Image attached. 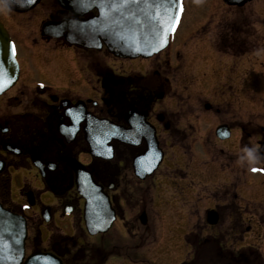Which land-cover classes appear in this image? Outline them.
<instances>
[{"label":"flooded vegetation","instance_id":"1","mask_svg":"<svg viewBox=\"0 0 264 264\" xmlns=\"http://www.w3.org/2000/svg\"><path fill=\"white\" fill-rule=\"evenodd\" d=\"M182 4L164 50L123 59L61 35L55 25L74 13L58 0L20 12L0 0L20 66L0 95V204L27 226L19 264H159L153 256L173 246H162L161 212L178 208L194 223L200 204L217 198L202 229L184 236L186 257L171 264H264V215L254 212L263 204L246 201L232 175L264 173V101L257 116L242 111L264 88V0ZM212 178L228 180L222 198H204ZM83 179L110 202L105 210L99 198L97 222ZM164 186L181 200L161 198Z\"/></svg>","mask_w":264,"mask_h":264},{"label":"water","instance_id":"2","mask_svg":"<svg viewBox=\"0 0 264 264\" xmlns=\"http://www.w3.org/2000/svg\"><path fill=\"white\" fill-rule=\"evenodd\" d=\"M39 1L29 3V0H1L6 7L19 12L27 7L34 8ZM58 1L63 8H68L74 13L73 18L55 25L61 35L74 44L87 48L105 45L110 53L121 58L150 57L162 50L167 45L170 34L175 30L181 13L174 7V0H85L84 3H80L79 0L76 3L73 0ZM94 9L97 15L85 19V15ZM172 16L176 17L172 21L174 28L167 32L162 41L163 22ZM5 30L0 21V83L4 85L0 95L12 87L19 76L16 52L11 51L13 43ZM109 140L105 138L102 141L105 152L110 149L107 147ZM90 144L92 151L96 150L95 141H90ZM79 190L87 197L88 216L94 217L96 209L101 207L99 198L105 199L103 203L105 210L111 208L108 197L103 196L101 187L92 179H83ZM113 220L114 217L108 221L101 220L99 225L104 224V227H98L94 232L105 231ZM209 221L210 224H216L218 218L210 214ZM24 222V219L7 211L0 204V264L22 262L27 236Z\"/></svg>","mask_w":264,"mask_h":264},{"label":"rangeland","instance_id":"3","mask_svg":"<svg viewBox=\"0 0 264 264\" xmlns=\"http://www.w3.org/2000/svg\"><path fill=\"white\" fill-rule=\"evenodd\" d=\"M190 12L192 13L193 11H190ZM191 13H190V15H191ZM188 17L189 16H187L186 19H188ZM263 87H264V80H263ZM248 96H249V98H248V100H249L248 104L249 105L246 108V110H242L245 119H249L251 116H257V114L259 112H261V109H262L261 105L264 101V88H261L260 91L258 90V92L255 94L250 93ZM207 128L208 127L206 124L201 125V131L203 133L206 132ZM183 144H185V143H183ZM211 147L216 149L219 147V145L216 144L215 142H212ZM238 161H239V159H238ZM217 170L224 171L222 169H219V167H217ZM236 172H238V171H236ZM236 172H232L233 179L240 181V183L238 181L237 182H238V184H240L241 189L245 193L244 199L246 201H253V202L257 201V202L262 203L263 206L258 205L254 212H256L257 215H261V214L264 215V173H262V172L258 173V171H254L252 173V175H245V174L244 175L243 174L238 175ZM247 172H249V170H247ZM216 174H218V173H216ZM173 178H175V177H173ZM227 181L228 180L224 181V180L212 178V180H208L207 182H205L204 188L206 190L208 188H210V190H207L205 192V193H208V197H207V195H205L204 198L205 199H209L210 197L215 198L218 195L220 198H222V194H224L222 192V190H225L227 188V186H223V185ZM211 189H213L214 192H212ZM158 194L161 195V198H163L164 200H167V201H169V200L171 201V200H173V198H176L177 200H181V197L179 195L172 197L169 190H167V186L162 187V189L159 190ZM217 199H216V201L205 200L200 204L199 218L197 219V221H194V223L189 222V218H186L184 215H182L180 213V211H178L179 210L178 208H177L178 210L176 208H174L171 212H161V214H160V220H161L160 227L162 228V231L168 232L169 236H170L169 232L171 231L172 235L174 236L173 239L169 236L164 237L162 240V242H163L162 246H163V248H169L170 247L169 245H171V241H172L173 246H172V250L167 251V253L161 254L162 252L159 251L158 254L160 255V257L159 256H153V261L157 262V263L160 262L159 264H161V263L171 264V263H174V262L176 263V262L184 259L186 257V253H187L186 245L184 242V236L187 234V232L189 233L190 231H197L199 229H202V227L206 223L205 211L208 208L213 207L215 204H218L219 201H217ZM255 220L257 221V218ZM223 229H224L223 227L220 230L218 228L217 231L218 232H220V231L224 232ZM207 232L208 231L206 229L202 236L206 235ZM164 236H165V234H164Z\"/></svg>","mask_w":264,"mask_h":264},{"label":"snow or ice","instance_id":"4","mask_svg":"<svg viewBox=\"0 0 264 264\" xmlns=\"http://www.w3.org/2000/svg\"><path fill=\"white\" fill-rule=\"evenodd\" d=\"M31 2H34V0H29V3ZM74 3L77 2V0H73ZM80 3H84L85 0H79ZM174 7H176V9L180 12H182L183 10V4H182V0H179V2H176V0H174ZM176 17L172 16V17H169V20L168 21H165L163 22L164 23V29H163V32L161 33V40L163 41L166 37V34L168 31L170 30H173L174 28V25L172 23L173 20H175ZM11 51L13 53H15L16 51V47H15V44H11ZM11 82V80L9 79V83ZM4 88V85L3 83H0V91H2ZM255 170V169H254ZM261 171H264V169H260Z\"/></svg>","mask_w":264,"mask_h":264},{"label":"clouds","instance_id":"5","mask_svg":"<svg viewBox=\"0 0 264 264\" xmlns=\"http://www.w3.org/2000/svg\"><path fill=\"white\" fill-rule=\"evenodd\" d=\"M246 155H247V158L249 159V161H255L257 159L256 155H255V149L254 148H250V147H245L244 149ZM241 160H244L245 157L244 156H241L240 157Z\"/></svg>","mask_w":264,"mask_h":264}]
</instances>
